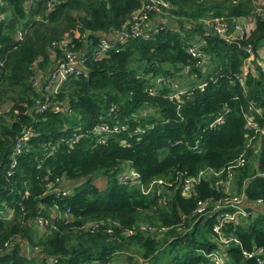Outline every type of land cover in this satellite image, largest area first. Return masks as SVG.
Listing matches in <instances>:
<instances>
[{
	"label": "trees",
	"instance_id": "obj_1",
	"mask_svg": "<svg viewBox=\"0 0 264 264\" xmlns=\"http://www.w3.org/2000/svg\"><path fill=\"white\" fill-rule=\"evenodd\" d=\"M152 3L0 5V264H220L216 248L223 264H257L243 250L264 246V132L246 121L264 128V0ZM136 12L146 16L134 35ZM216 18L226 36L239 18L254 26L234 35L237 45L204 25ZM101 37L109 47L95 57ZM63 39L84 67L46 97L36 77L64 56ZM193 44L198 56L188 51ZM251 54L255 71H243ZM219 112L223 122L211 126ZM23 129L29 134L17 152ZM241 154L243 164L228 168ZM121 166L103 187L95 184ZM130 169L138 177L126 176ZM191 176L199 179L185 194ZM157 178L163 188L144 192ZM216 179L232 181L249 210L222 224L221 233L235 238L229 242L214 238L212 205L194 210L200 198L232 194ZM38 216L49 222L39 225ZM132 249L142 256L125 252Z\"/></svg>",
	"mask_w": 264,
	"mask_h": 264
},
{
	"label": "built area",
	"instance_id": "obj_2",
	"mask_svg": "<svg viewBox=\"0 0 264 264\" xmlns=\"http://www.w3.org/2000/svg\"><path fill=\"white\" fill-rule=\"evenodd\" d=\"M152 1L154 2V3H152V5H156L161 0H152ZM2 3H4V0H0V5ZM162 3L165 4V2H163V1H162ZM149 7H151V6H149ZM259 8L262 9V7H259ZM2 16H3V13L0 12V19L2 18ZM145 16L146 15L144 13H140V12H136L133 14V17L135 18V22L132 25L134 35L139 33V31H138L139 21H143L144 20L143 18ZM144 23H145V21H143V25H144ZM253 23H254V20H249L246 18H239L238 21L234 22L233 29L228 34H230V37H232V38L234 37V35H237V34L240 36L248 35L250 30L254 26ZM215 24L221 26L222 30H220V31L225 33L226 28H225L224 22L221 19L216 18ZM248 30H249V32H248ZM126 34L127 33H125V32H119L114 36L115 37L118 36L119 39H122V38H124V36H126ZM14 36H16L17 38L22 37V32H21L20 28H17L15 30ZM61 44L63 45L64 56L61 57L60 59H58L49 68L50 70L47 71L44 76L38 75L36 77V81H38V83L40 85H42V89H43L42 94L46 97L49 96L50 93L53 94V93L57 92L59 90V87L61 86V84L68 78V76L70 74H72V73L79 74L84 67L83 66V58H81V54L76 53V52L68 49L66 39H63ZM108 47H109V41H108L107 37H101L100 42H99V46L94 50V56L95 57H101L105 53V51L108 49ZM188 51L193 56L199 55V50L194 44L188 46ZM182 91L183 90H181L179 92H182ZM173 94H174V96H177L178 92H174ZM44 107H45L44 103H42L39 106V108H44ZM223 120H224V114H223V112H219L218 114H216L213 117L212 121L209 124L211 126H213V125L222 123ZM246 127L248 129H253L254 131L260 130L261 132H264V128H260L258 126V124H256V122H254V120H252L250 118H248V121H246ZM97 129L99 130V128H97ZM100 129L103 131H107V130H109V125L107 123H104L100 126ZM28 134H29V130L23 129L22 134L17 138L16 144H15V149L17 152L20 151L21 145H22L23 141L26 139V137L28 136ZM243 162H244V157L241 154L240 156H238V158L233 160V162L228 166V168H233L235 166L241 165V164H243ZM12 164L13 165L15 164L14 159H13ZM129 172L130 173L126 174V176L128 175L130 178L138 177V173L134 169H130ZM215 173L217 175H220L219 172H215ZM230 174H231V172L229 171L228 175H230ZM58 179L59 178L57 177L56 180H58ZM198 179H199L198 176H191L189 178H186L184 183H183V185H184L183 186V192L185 194H190V191H191L194 183H196ZM218 181H220V179H216L215 183H217ZM53 184H54L53 182H50L48 185L50 187ZM162 184H166L163 179H161V178L152 179L150 182L143 185V191L147 192L149 190L157 189V191L159 192L160 188H163V187H161ZM217 184H224L225 185L224 190L226 192H230V191L234 192L232 189L230 190L231 186H233L232 181H228V183L218 182ZM54 188H57L58 192H61L62 194H67L71 191L70 188H67V186H63L61 189H59L57 186ZM210 199L211 198H206V199L200 198V199H198L197 200V206L194 210L195 211H206L207 210L206 212H208V209H207L208 206L212 205L211 211L214 210L215 212H218V215L220 216L218 221H216L212 227V229L214 231V233H213L214 238L219 239L221 242H229L230 240L235 239L232 235L222 234L221 233V227H222V224L224 222L239 221L238 219L241 220L242 216L247 215L249 213V210H247L246 208H243V206L240 204L241 197L232 193V194L220 196L219 199H216V200H210ZM68 211H69V207L66 209V213H65L66 215H68ZM36 222L39 225L44 226L49 221L45 217L38 216V218L36 219ZM127 232L130 233L131 229H128ZM243 253L246 254L248 257L249 256L255 257L257 264H264V246H256V247L251 248V250H243ZM211 254L213 255V257L216 261L220 262V264H223L222 256H221V254L217 248L214 249L211 252ZM81 264H88V263L86 261H84Z\"/></svg>",
	"mask_w": 264,
	"mask_h": 264
},
{
	"label": "rangeland",
	"instance_id": "obj_3",
	"mask_svg": "<svg viewBox=\"0 0 264 264\" xmlns=\"http://www.w3.org/2000/svg\"><path fill=\"white\" fill-rule=\"evenodd\" d=\"M262 1V0H261ZM172 20H174V19H172ZM253 22V21H252ZM254 24V23H253ZM204 25L206 26V27H210L215 33H219L221 36H223V37H225V38H227L228 36V40H234V39H232V37H230V34H228L227 33V35L228 36H226L222 31H220V30H222V27L221 26H219V25H216L215 23H213V24H210V22H208V21H206V22H204ZM250 30V29H249ZM249 30H248V32H249ZM247 32V33H248ZM239 33V32H238ZM230 40V41H231ZM248 48V47H247ZM258 62L262 65V66H264V45L261 47V48H259V50H258ZM242 69H243V71H247L248 69H250V70H252V71H255V65H254V62H253V54H251L249 57H247L246 58V60L244 61V64H243V66H242ZM194 75V74H193ZM183 78V77H182ZM191 78V77H190ZM189 78V79H190ZM196 78V77H195ZM148 112V111H150L149 109H144L142 112L144 113V112ZM13 165V164H12ZM125 169H124V167L123 166H121L120 168H118L117 170H116V172L113 174V175H109V176H104V175H101V176H99V175H97L96 176V178L94 179V182H95V184L97 185V186H99V187H103V183L106 181V180H108L109 178H111V177H117L118 175H120L123 171H124ZM219 182V181H218ZM217 182V183H218ZM222 185H224V184H222ZM233 186H231V189L233 190ZM224 189H225V185H224ZM233 194H236V192L234 191V192H232ZM220 218V216L219 215H217V219H219ZM238 220H240V219H238ZM126 253H128V254H136L137 255V257L138 256H142L140 253H137L136 251H133V249L132 250H130V251H125ZM120 256H122L121 254H119L118 255V257H120ZM141 262H143V261H141ZM128 263H129V261H128ZM138 264H140V263H138Z\"/></svg>",
	"mask_w": 264,
	"mask_h": 264
},
{
	"label": "water",
	"instance_id": "obj_4",
	"mask_svg": "<svg viewBox=\"0 0 264 264\" xmlns=\"http://www.w3.org/2000/svg\"><path fill=\"white\" fill-rule=\"evenodd\" d=\"M234 44H237V45H239V43L238 42H236V41H232ZM241 47H245V48H247L249 45H240Z\"/></svg>",
	"mask_w": 264,
	"mask_h": 264
}]
</instances>
